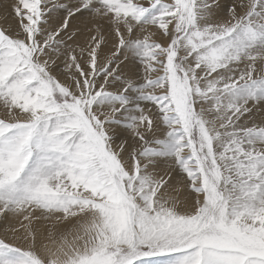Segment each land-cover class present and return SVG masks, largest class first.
<instances>
[{
	"label": "snow or ice",
	"instance_id": "obj_1",
	"mask_svg": "<svg viewBox=\"0 0 264 264\" xmlns=\"http://www.w3.org/2000/svg\"><path fill=\"white\" fill-rule=\"evenodd\" d=\"M0 264H264V0H0Z\"/></svg>",
	"mask_w": 264,
	"mask_h": 264
}]
</instances>
